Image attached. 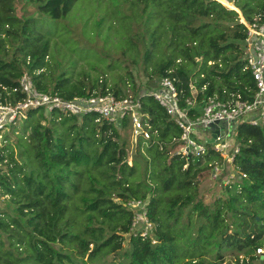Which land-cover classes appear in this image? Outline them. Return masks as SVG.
Masks as SVG:
<instances>
[{"label": "trees", "instance_id": "trees-1", "mask_svg": "<svg viewBox=\"0 0 264 264\" xmlns=\"http://www.w3.org/2000/svg\"><path fill=\"white\" fill-rule=\"evenodd\" d=\"M25 1L58 20L77 0ZM121 1L129 5L126 18L141 23L144 62L159 56L148 77L155 79L152 85L140 90L129 81L131 96L153 91L156 81L168 78L185 98L194 86L196 105L229 94L250 100L255 84L244 59L246 30L235 10L215 0ZM227 1L247 23L264 17V0ZM40 32L31 19L22 23L14 15L13 0H0V47L8 41L18 48L10 60L0 56V103L22 99L23 73L38 91L64 100L106 90L124 95L104 79L74 84L61 74L52 85L36 74L49 48L47 33ZM125 35L123 50L137 52V43ZM138 100L149 139L137 137L130 163L126 139L114 124L95 122V114L54 109L45 125L44 107L26 111L15 137L24 161L0 147V197L9 205L0 211V264H226V251L251 255L242 264H252L255 248L264 245V125H233L228 138L238 148L230 170L235 181L222 187L224 196L204 204L200 178L215 164L223 172L229 164L208 143L194 160L171 153L180 130L151 96ZM130 200L146 202L155 244L130 233Z\"/></svg>", "mask_w": 264, "mask_h": 264}, {"label": "built area", "instance_id": "built-area-1", "mask_svg": "<svg viewBox=\"0 0 264 264\" xmlns=\"http://www.w3.org/2000/svg\"><path fill=\"white\" fill-rule=\"evenodd\" d=\"M240 22L246 30L244 59L255 84L250 100H243L238 95L229 94L224 100H218L215 97L203 98L196 105L195 101L183 97V92L177 91L173 82L168 78L156 81L155 90L141 91L135 97L115 96L106 90L103 95L95 94L64 100L56 95L38 91L30 76L23 73L18 80V90L23 95L22 99L15 104L0 103V139L4 127L23 118L27 110L38 107H44L48 111L55 109L76 116L93 113L97 117L95 122L103 120L116 124L125 119L131 125L135 136L149 139V126L142 121L143 115L138 100L139 97L147 95L164 109L166 115L180 130L177 149L185 160L197 159L205 153V143L212 134L207 126L216 122L219 130L211 143L212 149L221 157L224 155V161L232 166L233 157L238 152L237 146L228 143V136L233 133V125L242 122L252 126L264 125V17H258L252 23H247L243 19H240ZM221 131L222 136L219 135ZM222 171L221 166L215 164L210 171L212 179L218 178ZM234 181L235 177L230 171V175L226 176L222 183L229 185ZM126 207L132 214L130 233L138 234L142 240L155 244L152 224L146 215V202L130 200ZM263 254L262 247L255 248V256ZM247 260L248 257L242 256L234 264H242Z\"/></svg>", "mask_w": 264, "mask_h": 264}, {"label": "rangeland", "instance_id": "rangeland-1", "mask_svg": "<svg viewBox=\"0 0 264 264\" xmlns=\"http://www.w3.org/2000/svg\"><path fill=\"white\" fill-rule=\"evenodd\" d=\"M217 1L227 9H234L242 19L239 11L227 0ZM13 9L14 15L22 23L26 19H31L34 26L39 27V31L47 33L49 48L47 56L44 57L45 66L36 74L43 73L44 78L50 80L52 85L61 74L69 79V83L74 84L79 81L89 84L98 78L104 79L107 85L116 84L123 90L124 95L128 96L131 94L128 88L129 81L134 83L135 88L140 87L141 90L145 89L147 84L152 85L151 83L155 80L149 81L148 77L159 56L156 54L148 62H144V51L139 41L141 38L138 39L143 29L141 23L126 18L130 14L128 3L121 0H77L66 17L58 20L47 18L38 12L35 4L25 0H13ZM97 23L100 24L97 26ZM32 31L34 34L37 33L36 28ZM125 34L132 37V40L137 43V52L123 50ZM16 48L5 41L0 47V56L10 60L11 57L16 56L18 52V48ZM15 59L18 58L15 57ZM190 94L189 99L193 101L196 94L194 86L191 87ZM44 115L47 120L45 125H47V109L44 110ZM23 118L17 119L13 124L14 132L10 129V125L4 127L0 139V147H5L6 152L11 151L13 158L18 162L24 161L23 157L19 155L20 149L15 138L16 135H21L20 126ZM121 122H117L114 126L120 136L127 141V160L129 162L136 149L138 138L133 134L129 122L126 121L124 126H121ZM27 134L28 130L24 132V137H27ZM171 153L179 154L177 148ZM222 156L224 157V155ZM228 167V171L220 172V178L218 176V178L212 179L210 172L200 178L198 195L204 204H211L216 198L224 196L222 187L226 185L221 182V177L223 174V178L230 175L232 166L228 165ZM221 168L224 170L222 166ZM231 173L234 175L233 171ZM6 200V196L0 197V211L9 210ZM261 247L264 249V245ZM224 255L226 264L237 263L238 258L242 256L251 257V255L246 256L242 253L229 251H226ZM98 264L102 263L98 262ZM113 264H119V261L116 260ZM252 264H264V254L260 260L255 256Z\"/></svg>", "mask_w": 264, "mask_h": 264}, {"label": "water", "instance_id": "water-1", "mask_svg": "<svg viewBox=\"0 0 264 264\" xmlns=\"http://www.w3.org/2000/svg\"><path fill=\"white\" fill-rule=\"evenodd\" d=\"M215 1H217V0H215ZM217 2H219V1H217ZM219 3H220V2H219ZM232 10H234V9H232ZM207 128H208L209 131L212 132V134H211V138H210L209 140H207L206 142H207L208 144H211V143H213V141H214L216 135L218 134L219 125H216V122H214V123H210V124L207 126ZM219 135L222 136V135H223V132L221 131V132L219 133Z\"/></svg>", "mask_w": 264, "mask_h": 264}]
</instances>
